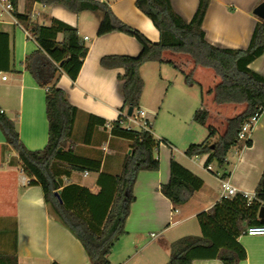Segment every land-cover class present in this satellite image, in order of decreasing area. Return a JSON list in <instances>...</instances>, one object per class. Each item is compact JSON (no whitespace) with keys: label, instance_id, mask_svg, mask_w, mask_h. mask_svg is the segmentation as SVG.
Returning <instances> with one entry per match:
<instances>
[{"label":"crops","instance_id":"0c3cea01","mask_svg":"<svg viewBox=\"0 0 264 264\" xmlns=\"http://www.w3.org/2000/svg\"><path fill=\"white\" fill-rule=\"evenodd\" d=\"M101 1L108 2L121 20L139 29L151 41L160 40L159 30L136 6L137 0ZM171 1L186 21L192 19L199 5V0ZM263 1L211 0L203 22L206 39L219 47L247 48L261 19L254 9ZM5 4V0H0V12ZM27 9V1L18 0V11L24 13ZM53 18L75 26L89 48L75 81L64 72L57 75V85L80 110L67 149H74L82 158L100 159L102 171L117 175L125 155L131 152L129 139L111 133V122L128 110V107L123 109V82L118 77L124 69L107 68L100 61L106 55L137 56L142 46L135 37L119 31L99 36L102 11L75 13L62 4L33 3L30 23L50 25ZM0 26L9 33L11 48V68L0 71V107L15 121L20 139L28 149H43L48 142L46 92L53 82L42 85L50 77L45 67H38L37 77L28 69L27 57L38 49V44L27 34L24 25L11 12L3 11ZM57 39L62 41L63 34H58ZM163 58V62L149 61L140 67L145 84L139 102V107L149 112L155 138L166 140L156 151L160 169L138 173L133 187L135 200L125 231L108 255L112 264L167 263L173 241L186 235H202L198 214L210 210L220 200L223 179H229L240 190L255 191L264 172V113L252 130V145L241 140L232 146L223 168L216 162L210 163L211 168L206 167L209 154L194 157L185 154L190 144L206 139L209 126L217 129L212 141L224 134L227 119L242 113L246 104L217 103L212 89L220 77L212 68L195 66L189 54L166 50ZM249 67L264 75V53ZM191 71L193 80H188L185 73ZM201 112L204 116L196 119V113ZM90 115L105 119L106 124L101 125L96 119L93 133L88 136ZM127 124L128 121L123 126ZM5 142L0 128V251L16 252L19 264H92L81 241L48 208L42 187L29 184L31 178L23 170L18 154L12 149L3 152ZM11 158H15L16 165L9 163ZM172 158L204 180L202 188L177 207L161 191V185L170 179ZM80 172L82 176L77 175V170L69 177L63 176L64 184L76 183L97 193L99 172ZM91 174L95 177L85 184L83 178ZM258 218L262 221L259 214ZM238 241L246 251V257L238 264H264V235L241 234ZM192 264L224 262L220 258L197 257Z\"/></svg>","mask_w":264,"mask_h":264},{"label":"trees","instance_id":"16d2710c","mask_svg":"<svg viewBox=\"0 0 264 264\" xmlns=\"http://www.w3.org/2000/svg\"><path fill=\"white\" fill-rule=\"evenodd\" d=\"M9 1L13 6L12 14L38 44V49L27 57L28 69L37 77L38 67H45L50 77L42 85L53 83L46 92V146L39 150L28 149L20 139L15 121L2 112L0 107V128L6 141L3 152L12 149L18 154L23 170L31 178L29 184L42 187L48 208L81 241L91 263L112 264L108 255L125 231L131 204L135 200L133 187L136 177L142 170L160 169L156 151L160 143L166 140L155 138L152 129L124 127L123 123L128 121V116L120 114L117 120L111 122V133L129 139L131 152L125 155L121 172L117 175L102 171L100 159L82 158L76 155L74 149H67L73 140L80 110L69 101L68 93L57 85V75L64 72L75 81L89 48L81 39L78 29L62 20L53 18L50 25L30 23L33 3L62 4L75 13L102 11L103 18L97 31L99 36L119 31L139 41L142 49L137 56L106 55L100 61L104 67L124 69V73L118 76L123 82V109L133 107L135 112L140 108L145 84L140 67L149 61L163 62L166 50L189 54L195 66L212 68L221 79L212 89L215 101L220 104L245 103L246 108L242 113L227 119L224 134L218 135L215 141L212 139L217 129L209 126L204 141L192 143L186 148L185 154L189 157L209 154L206 167L216 162L223 168L230 148L242 140L239 134L243 125L253 115L264 110V75L249 67L264 53V20L260 19L256 23L247 48H224L210 43L203 29L211 0H199L190 21L176 12L171 0H137L136 6L159 30L158 42L151 41L139 29L121 20L106 1L26 0L28 9L24 13L18 11V0ZM60 33L63 34L62 41L57 39ZM168 62L179 68L174 62ZM10 68V35L0 26V71H8ZM179 70L183 71L181 68ZM185 76L193 80L192 71L185 73ZM195 117L200 119L198 113ZM96 119H99L101 125L106 124L105 119L90 115L86 132L88 136L93 133ZM244 141L246 145H252L251 138ZM9 163L16 165L15 158H11ZM62 163L66 165L61 166ZM75 170L99 172V191L93 193L86 186L76 183L65 185L63 176L69 177ZM203 185L201 177L172 158L170 179L161 185V191L177 207L188 202ZM57 191L60 192L62 202L56 195ZM255 192L257 198L249 205L243 195L239 194L232 199H220L210 210L199 213L202 235H186L173 241L170 245V258L165 264H192L197 257L220 258L224 264H238L246 257L238 237L248 226L264 224L258 218L260 209L264 207V172ZM0 264H19L16 252L0 251Z\"/></svg>","mask_w":264,"mask_h":264},{"label":"built area","instance_id":"2783aa9c","mask_svg":"<svg viewBox=\"0 0 264 264\" xmlns=\"http://www.w3.org/2000/svg\"><path fill=\"white\" fill-rule=\"evenodd\" d=\"M6 4L3 6V11H8L12 13L13 6L10 3L9 0H5ZM3 11L0 12V15L3 14ZM27 34L29 35L28 31L26 30ZM87 39V37H86ZM3 79H6V76H3ZM3 112V111H2ZM264 113L258 112L255 115H253L249 121H247L239 134V137L242 140L249 139L252 133V130L255 126V124L258 122L260 116ZM148 110L145 108H139L137 111L133 112L131 116H128V124L125 126L129 129L133 128L129 121H132L133 123L139 125V129H145L151 131L152 129V122L148 119ZM127 115V114H126ZM208 168H211L209 165ZM86 174L88 172H85ZM221 192H220V199H232L235 198L237 195L241 194L246 199L248 205L251 204L257 197L255 191H247V190H240L238 187H236L229 179H223L221 181ZM242 234H247L250 236H258V235H264V224H253L248 226ZM155 235V234H153Z\"/></svg>","mask_w":264,"mask_h":264},{"label":"water","instance_id":"95a60500","mask_svg":"<svg viewBox=\"0 0 264 264\" xmlns=\"http://www.w3.org/2000/svg\"><path fill=\"white\" fill-rule=\"evenodd\" d=\"M254 13L260 17L262 20H264V1L261 2L255 9H254ZM134 112V108L133 107H129L127 110V116H131ZM213 147V146H212ZM56 195L58 196V198L60 199V201L62 202V199L60 197V192L57 191ZM259 216L261 218L262 221H264V207H262L260 209L259 212Z\"/></svg>","mask_w":264,"mask_h":264},{"label":"rangeland","instance_id":"374dc122","mask_svg":"<svg viewBox=\"0 0 264 264\" xmlns=\"http://www.w3.org/2000/svg\"><path fill=\"white\" fill-rule=\"evenodd\" d=\"M204 113V112H203ZM203 113L201 112V114H200V116H204L203 115ZM129 124L135 129V128H137L139 125H137V124H135V123H133L132 121H129ZM80 175V176H82V172H80L79 171V173H77V175ZM95 177V175L94 174H91L90 176H88V177H84L83 178V181H84V183L85 184H90L91 183V181H92V179Z\"/></svg>","mask_w":264,"mask_h":264}]
</instances>
